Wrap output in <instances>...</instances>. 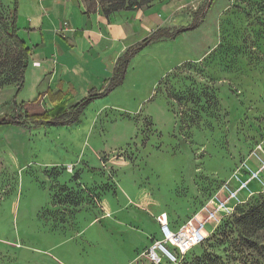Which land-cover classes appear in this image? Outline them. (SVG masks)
<instances>
[{
  "label": "rangeland",
  "instance_id": "374dc122",
  "mask_svg": "<svg viewBox=\"0 0 264 264\" xmlns=\"http://www.w3.org/2000/svg\"><path fill=\"white\" fill-rule=\"evenodd\" d=\"M205 2L140 8L180 27ZM12 7L0 0V116L24 100V110H68L69 101L33 100L41 90L34 74L16 94ZM245 163L264 165V0H215L197 28L141 49L124 82L76 122L0 124V264H153L145 251L162 237L157 217L206 218L226 182L239 185L236 171L250 176ZM263 198L264 170L237 205ZM220 221L209 219L207 240L164 264H264V233L253 245L242 227Z\"/></svg>",
  "mask_w": 264,
  "mask_h": 264
},
{
  "label": "crops",
  "instance_id": "0c3cea01",
  "mask_svg": "<svg viewBox=\"0 0 264 264\" xmlns=\"http://www.w3.org/2000/svg\"><path fill=\"white\" fill-rule=\"evenodd\" d=\"M18 26L32 48L25 81L34 74L41 86L33 100L46 102L51 89L64 92L61 102L74 104L91 90L102 91L118 58L166 25L154 7L120 10L107 17L100 5L88 9L86 0H19Z\"/></svg>",
  "mask_w": 264,
  "mask_h": 264
},
{
  "label": "trees",
  "instance_id": "16d2710c",
  "mask_svg": "<svg viewBox=\"0 0 264 264\" xmlns=\"http://www.w3.org/2000/svg\"><path fill=\"white\" fill-rule=\"evenodd\" d=\"M96 1V0H95ZM101 1L100 5L105 16H110L120 10L140 8L144 5L151 4L154 0H97ZM215 0H206L204 4L199 6L193 13V20L190 24L180 27H160L155 30L148 37L138 42L137 44L129 47L122 56L117 60L116 67L110 78L107 79V86L102 91L91 90L89 94L82 100L72 104L66 111H58L54 113L48 109H40L39 111H31L29 109H22L25 102L22 101L18 104L21 108L16 114H4L0 116V124H21L25 125L28 122L42 123V124H68L76 122L80 115L83 113L87 105L94 99L105 96L113 91L116 87L121 85L124 80L128 70V66L132 58L146 45L152 43L153 41L161 39H175L180 33L193 30L204 22L206 13L211 7ZM18 18H19V0H13V7L10 14V31L9 36L14 40V42L20 48V79L19 85L16 90V94L24 87L26 71L29 65V57L32 48L26 43V41L20 37L18 31ZM49 99L52 103L61 102L65 98V94L62 91L53 92L51 89L47 91ZM243 205H237L232 214L224 216L220 221V224L224 221L231 219L232 222L236 223L243 229V233L247 238L248 243H255L253 245H258V242L252 240V236L258 234L259 232L264 233V198L259 202L252 204L248 209H241ZM193 215L186 216L182 222L177 225V219H170L169 223L173 229L179 228L183 223L190 219ZM208 236L199 244L192 246L188 251L192 250L196 246L202 245ZM263 245V244H261ZM174 247V246H173ZM168 248L173 252V254L179 258L180 253L175 248L172 250L169 245ZM187 251V252H188ZM168 262H171L168 259ZM163 261L161 264H164ZM154 264V263H153Z\"/></svg>",
  "mask_w": 264,
  "mask_h": 264
},
{
  "label": "built area",
  "instance_id": "2783aa9c",
  "mask_svg": "<svg viewBox=\"0 0 264 264\" xmlns=\"http://www.w3.org/2000/svg\"><path fill=\"white\" fill-rule=\"evenodd\" d=\"M243 168L250 170V176L247 179L241 176L240 171H236L233 180L239 182L237 187L231 186L227 181L223 186L225 197L219 196V193L212 199L214 208L209 209L208 206L204 210H208L209 215L206 218L194 215L183 223L179 228L173 229L169 223V215L162 212L157 221L160 224L162 237L154 240L146 249V257L154 264H161L167 257L171 262L177 261V257L168 248V245L174 246L180 254L187 252L192 246L201 243L206 237L208 231L204 230V226L209 219L215 218L220 221L223 216L232 214L239 201L241 191L249 187V184L256 178H259L260 171L264 170V165L260 170H252L246 163ZM72 169L71 165L68 166Z\"/></svg>",
  "mask_w": 264,
  "mask_h": 264
}]
</instances>
